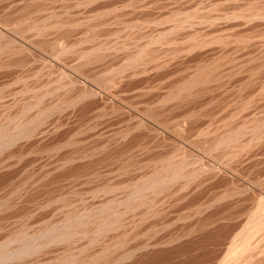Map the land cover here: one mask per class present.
<instances>
[{"label":"rangeland","instance_id":"rangeland-1","mask_svg":"<svg viewBox=\"0 0 264 264\" xmlns=\"http://www.w3.org/2000/svg\"><path fill=\"white\" fill-rule=\"evenodd\" d=\"M0 136L26 264H264V0H0Z\"/></svg>","mask_w":264,"mask_h":264},{"label":"bare ground","instance_id":"bare-ground-1","mask_svg":"<svg viewBox=\"0 0 264 264\" xmlns=\"http://www.w3.org/2000/svg\"><path fill=\"white\" fill-rule=\"evenodd\" d=\"M64 33V32H63ZM54 50V49H53ZM77 53V52H76ZM81 56V55H80ZM78 58V57H77ZM95 58H96V56H95ZM84 61V60H83ZM78 62V61H77ZM83 65V64H82ZM104 82V81H103ZM102 82V83H103ZM2 126V125H1ZM9 129V128H8ZM11 133V132H10ZM10 133H8L9 135H11ZM9 135H7V136H9ZM5 136V135H4ZM13 136V135H12ZM219 137V136H218ZM11 138V137H10ZM4 138L2 137V136H0V141H2ZM16 140V139H15ZM8 141V140H7ZM216 141V140H215ZM1 144V143H0ZM187 159V158H186ZM3 164V163H2ZM174 173V172H173ZM158 174H161V173H158ZM186 174V173H185ZM166 175V174H165ZM169 175V174H168ZM158 176V175H157ZM173 177V176H172ZM158 178V177H157ZM155 179V178H154ZM168 180V179H167ZM149 182V181H148ZM142 183H144V182H142ZM158 184V183H157ZM139 185V184H138ZM140 185H141V183H140ZM144 185H146V184H144ZM143 186V185H142ZM164 186H166V184L164 185ZM163 186V187H164ZM149 187V186H148ZM140 188H141V186H140ZM145 188V187H144ZM116 189V188H115ZM138 190V189H137ZM155 190V189H154ZM129 192V191H128ZM137 192V191H136ZM143 192V191H142ZM141 193V192H140ZM142 194V193H141ZM145 194V193H144ZM159 194V193H158ZM141 196V195H140ZM133 197H134V195H133ZM132 197V198H133ZM142 198V197H141ZM133 200V199H132ZM149 200V199H148ZM137 202V201H136ZM145 204V203H144ZM157 204V203H156ZM162 204V203H161ZM132 205V204H131ZM149 205V204H148ZM154 205V204H153ZM152 206V205H151ZM156 209V208H155ZM261 216H263V214L261 215ZM145 218V217H144ZM256 218V217H255ZM258 218V217H257ZM264 218V217H263ZM261 220V219H260ZM254 221V220H253ZM262 221V220H261ZM211 222V221H210ZM88 224V223H87ZM96 224V223H95ZM101 224V223H100ZM114 224V223H113ZM113 224H112V226H113ZM120 224V223H119ZM124 224V223H123ZM255 223H253V225H254ZM257 224V225H256ZM255 224V227H259V225L261 224L260 222H258V223H256ZM259 224V225H258ZM264 224V223H263ZM99 224H97V226H98ZM102 225V224H101ZM100 225V227H103V226H101ZM104 226H105V224H103ZM108 224H106V226H107ZM137 225V224H136ZM129 226V225H128ZM110 227H111V225H110ZM110 227H108V228H110ZM121 227H123L122 225H121ZM125 227H126V225H125ZM140 227V226H139ZM244 227V226H243ZM252 227V226H251ZM254 227V226H253ZM47 228V227H46ZM98 228V227H97ZM96 228V229H97ZM105 227H103V229H104ZM108 228H106V229H108ZM113 228V227H112ZM111 228V229H112ZM137 228V227H136ZM200 228V227H199ZM260 228H261V225H260ZM49 229V228H48ZM85 229V228H84ZM83 229V230H84ZM98 229H100V228H98ZM102 228L100 229V230H102V231H104V230H106V229H104L103 230ZM111 229H108L107 231H109V230H111ZM118 230V229H116V228H113V230ZM121 229V228H120ZM133 229V228H132ZM193 229V228H192ZM210 229V228H209ZM254 229V228H253ZM258 229V228H257ZM66 231L68 230V229H65ZM83 230H82V232H83ZM87 230V229H86ZM151 230V229H150ZM157 230V229H156ZM249 230V229H248ZM260 230V229H259ZM47 231V230H46ZM49 231V230H48ZM62 231V230H61ZM65 231V232H66ZM97 231V230H96ZM107 231L105 232V233H107ZM122 231V230H121ZM126 231V230H125ZM125 231H123V232H125ZM148 231V230H147ZM247 231V230H246ZM256 231V229L254 230V232ZM263 231V233H264V230H262ZM87 232V231H86ZM86 232H83V234H84V236L86 237ZM113 232V231H112ZM122 232V234H120V235H117V236H115L114 238H116L117 240H116V242L114 243L113 241H111V239H110V241L111 242H113V243H104L103 245H102V247H101V249H100V251H98V252H96L95 254H92V255H88L87 257H81L82 258V260H80L81 258L79 257V255L77 256L76 255V257H77V259H78V257H79V260H76V258L75 257H73L74 259H72L70 256H71V254H70V256L68 255V257L67 258H64V260H68V259H70L69 261H64L65 263H67V264H119V263H121V262H124V261H128V259H130V258H132V256L134 255L132 252H130V251H124V248H126V244H128V238H127V236H126V234L125 233H123ZM132 232H134V231H132ZM146 232V231H145ZM249 232L250 233H252L250 230H249ZM253 232V233H254ZM257 232V231H256ZM255 232V233H256ZM261 232V231H260ZM53 233V232H52ZM52 233H50V234H52ZM56 233V232H55ZM63 233V232H62ZM62 233H60V234H54V237L53 238H56L57 240H59V241H69L70 239H71V237L72 236H70V235H63V236H60V235H62ZM77 233V232H76ZM79 233V232H78ZM100 233H101V235H103L104 234V232H103V234H102V232L100 231V232H98V234H97V236L91 241V239L93 238H91V239H89L90 241V243H89V245H94V243L96 242V243H98V239L100 238L99 236H100ZM193 233V232H192ZM244 234H245V232H243ZM243 233H242V235H243ZM246 233H248V231L246 232ZM249 233V234H250ZM254 233V234H255ZM262 233V232H261ZM46 234V233H45ZM81 235H83L82 233H80ZM110 234H112V233H110ZM134 234V233H133ZM145 234V233H144ZM147 234V233H146ZM190 234V233H189ZM240 234V233H239ZM245 234V235H241V240H240V243L241 244H243L240 248H242V249H240V252H235L234 253V255L236 254L237 256H238V254H239V256H240V254L241 253H243V252H241L242 250H244V251H246V252H248V250H249V248H251V245H252V242H251V240H250V235H252V234ZM253 234V235H254ZM48 235V234H47ZM75 235V234H74ZM79 235V234H78ZM88 235V234H87ZM107 235V234H106ZM166 235V234H165ZM237 235V234H236ZM253 235H252V240H253ZM259 235V234H258ZM135 236V235H134ZM133 236V237H134ZM136 236H137V234H136ZM156 236V235H155ZM182 236V235H181ZM186 236V235H185ZM225 236V235H224ZM250 236V237H249ZM254 236H256V234L254 235ZM264 236V235H263ZM41 237V236H40ZM50 237V236H49ZM77 237V236H76ZM90 237V236H89ZM103 237V236H102ZM101 237V238H102ZM172 237V236H171ZM200 237V236H199ZM259 237V236H258ZM122 238H124V239H122ZM132 238V237H131ZM135 238V237H134ZM146 238V237H145ZM239 238V237H238ZM238 238H237V240H238ZM33 239V238H32ZM78 239V238H77ZM80 239V238H79ZM83 239V238H82ZM156 239V238H155ZM175 239V238H174ZM179 239V238H178ZM255 239V238H254ZM259 239V238H258ZM257 239V240H258ZM10 240V239H9ZM72 240V239H71ZM70 240V241H71ZM104 240V239H103ZM106 240H107V238H106ZM135 240V239H134ZM262 240V239H261ZM25 241V240H24ZM139 241V240H138ZM168 241V240H167ZM253 241H255V240H253ZM105 242V241H104ZM235 242V241H234ZM149 242H147V244H148ZM235 243H237V242H235ZM239 243V244H240ZM256 243H257V241H256ZM262 243H263V241H262ZM44 244V243H43ZM53 244V243H52ZM179 244V243H178ZM0 264H13V262L15 261V260H18V262H19V260H21L20 258H22V257H24L25 258V256L26 255H28V256H30L29 254L33 251V249H34V244L33 243H31L29 240H26L18 249L16 248V250H12V249H10L9 248V244H1L0 243ZM37 245V244H36ZM161 245V244H160ZM183 245V244H182ZM234 245V244H233ZM256 245V244H255ZM52 246V245H51ZM155 246H156V244H155ZM232 246V245H231ZM231 246H229V247H231ZM237 246V245H236ZM236 246H234V247H236ZM257 246H258V244H257ZM85 247H87V246H84V248ZM129 247V246H128ZM159 247V246H158ZM233 247V246H232ZM256 247V246H255ZM43 248V247H42ZM53 248V247H52ZM237 249H238V247H236ZM252 248H254V247H252ZM10 249V250H9ZM231 249V248H230ZM233 249V248H232ZM53 250V249H52ZM126 250V249H125ZM252 250V249H251ZM55 251V250H54ZM250 251V250H249ZM53 252V251H52ZM135 252H137V251H135L134 250V253ZM226 252V251H225ZM245 252V253H246ZM253 252V251H252ZM244 253V254H245ZM249 253H251V252H249ZM133 254V255H132ZM233 254V253H232ZM247 254V253H246ZM252 254V253H251ZM258 254V253H257ZM228 255V254H227ZM243 255V254H242ZM259 255V254H258ZM75 256V255H74ZM217 256V255H216ZM231 256V255H230ZM243 256H246V255H243ZM262 256V255H261ZM70 257V258H69ZM164 257V256H163ZM224 257V256H223ZM233 257H236V256H233ZM260 257V256H259ZM18 258V259H17ZM58 258V257H57ZM133 258H134V256H133ZM145 258V257H144ZM239 257H237V259H238ZM26 259L27 260H29L27 257H26ZM222 259H225V258H222ZM237 259H235L236 261H238ZM242 259V258H241ZM246 259V258H245ZM27 260H21V262H20V264H22V261L24 262L25 261V263L24 264H26L27 262ZM32 260V259H31ZM58 260V259H57ZM132 260V259H131ZM155 260V259H154ZM221 260V259H220ZM248 260V259H247ZM255 260V259H254ZM253 260V261H254ZM33 262H31V264L32 263H34V260H32ZM146 261V260H145ZM152 261V260H151ZM225 261V260H224ZM245 261V260H244ZM252 261V262H253ZM256 261V260H255ZM17 262V261H16ZM17 262V263H18ZM63 262V263H64ZM148 262V261H147ZM147 262H144V263H142V264H148ZM225 262H227V261H225ZM225 262H221L222 264H224ZM234 262V261H233ZM240 262V261H239ZM242 262V261H241ZM249 262V261H248ZM259 262V261H258ZM263 262V261H262ZM15 263V262H14ZM16 263V264H17ZM28 263H30V262H28ZM52 263H54V262H52ZM64 263V264H65ZM154 263V262H153ZM203 263V262H202ZM231 263H232V261H231ZM238 263V262H237ZM250 263V262H249ZM19 264V263H18ZM55 264V263H54ZM57 264H58V262H57ZM229 264V263H228ZM243 264V263H242ZM245 264H247V263H245ZM252 264V263H251ZM255 264V263H254ZM259 264V263H258Z\"/></svg>","mask_w":264,"mask_h":264}]
</instances>
